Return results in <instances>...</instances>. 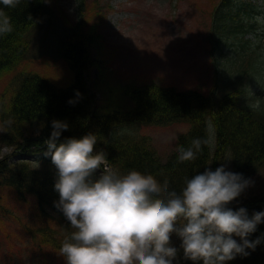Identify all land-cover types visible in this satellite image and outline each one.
<instances>
[{
  "label": "trees",
  "instance_id": "1",
  "mask_svg": "<svg viewBox=\"0 0 264 264\" xmlns=\"http://www.w3.org/2000/svg\"><path fill=\"white\" fill-rule=\"evenodd\" d=\"M52 2L20 0L14 8L0 3V10L10 18L13 26L11 33L0 36V74L21 65L24 67L36 32L46 20L51 25L56 17ZM80 2L84 4L85 0ZM253 6L251 1L219 0L212 9V32L219 35L246 33L253 26L249 21L255 11ZM95 13H101L100 9H95ZM64 20L66 23H60L63 28L58 53L73 71V82L66 87H57L41 74L23 70L14 80L9 102L4 95L1 97L0 227L6 235V242L0 240V252L6 247L7 255H13L16 245L7 227L10 208L21 204L27 208V216L18 219L24 236L31 240V255L39 257L41 264H66L59 255V248L73 229L54 206V202L59 200V194L54 190L57 170L51 157L44 155L47 151L44 141L51 135L52 120L66 121L69 125L68 130L62 131L59 142L93 133L97 136L94 152L103 151L111 169L118 168L122 172L135 169L153 174L161 183L167 180L170 190L178 193L186 177L203 173L206 168L215 171L224 166L228 153L229 171L241 174L251 183L259 177L264 170V96H254L250 86L261 78L262 67L255 61L260 54L251 50L249 39L241 42L237 59L241 65L223 71L220 77L216 74L215 84L209 93L198 88L182 90L175 85L156 82L129 84L125 90L134 102L132 109L99 112L88 74L97 63L91 46L100 34L96 32V25L85 26L83 18L75 22L68 18ZM220 40H217L218 44ZM245 53L249 56L246 60ZM227 72L230 74L226 75ZM262 78L264 80V76ZM77 91L81 97L76 96ZM260 93L264 94V91ZM256 98L258 101L262 99L260 105L257 103L258 107H254ZM70 99L76 103L69 104ZM210 119L216 136L213 152L210 145H202L194 161L178 163L179 146H191L194 138H210ZM175 122H187L190 126L178 136L176 148L166 160H162L152 145L151 137L140 133L139 129L142 125L165 126ZM4 147H10L11 151L3 153ZM15 154L23 156L14 160ZM228 207L233 211L245 208L251 218L255 212H264V191L244 190ZM233 239L241 243L240 237L234 235ZM247 239H259L260 242L254 250L245 249L248 255H237L226 264H264V222L259 223ZM170 243L177 249L173 264H202V261L184 258L180 247L182 241L175 234L171 236Z\"/></svg>",
  "mask_w": 264,
  "mask_h": 264
},
{
  "label": "clouds",
  "instance_id": "2",
  "mask_svg": "<svg viewBox=\"0 0 264 264\" xmlns=\"http://www.w3.org/2000/svg\"><path fill=\"white\" fill-rule=\"evenodd\" d=\"M0 3L14 8L20 0ZM12 31L10 18L0 10V36ZM76 96L81 97L79 91ZM51 127L44 155L51 157L57 170L54 190L59 200L54 206L73 229L59 248L66 264H173L177 256L170 243L173 234L182 241L184 258L202 264H226L259 244V239L247 237L264 222V212L249 218L245 208L228 207L250 186L251 181L241 174L224 166L215 171L206 168L186 177L178 193L153 174L109 169L105 153L94 152L95 134L59 142L68 123L52 120ZM210 144V138H194L191 146H179L177 162L194 161L202 145ZM101 166L102 175L92 179Z\"/></svg>",
  "mask_w": 264,
  "mask_h": 264
},
{
  "label": "rangeland",
  "instance_id": "3",
  "mask_svg": "<svg viewBox=\"0 0 264 264\" xmlns=\"http://www.w3.org/2000/svg\"><path fill=\"white\" fill-rule=\"evenodd\" d=\"M218 1L85 0L81 4L80 0H53L52 11L56 17L51 25L46 20L36 32L24 67L21 65L0 74V101L4 95L6 102H9L14 80L23 70L37 72L57 87H66L73 82V71L58 53L63 28L60 23H66L64 18L72 22L83 18L85 26L96 25V32L100 34L91 46L97 64L88 74L99 112L132 109L134 102L125 91L130 83L173 84L180 89L198 88L209 93L215 84L216 74L220 77L223 71L241 65L237 59L243 39H249L251 50H257L260 54L255 61L262 67L261 78L250 86V92L256 97H263L264 94L260 92L264 91V0H242L251 1L254 5V14L249 18L253 26L244 34L226 32L222 35L212 32V9ZM95 9H100L101 13H95ZM218 39H221L219 44ZM248 57L245 53L244 59ZM229 74L227 72L226 75ZM255 102L260 105L262 99L258 101L256 98ZM188 127L186 122L167 126L142 125L139 132L151 137L152 145L164 160L176 148L178 136ZM208 130L213 152L216 139L211 119L208 120ZM9 151L10 147L3 148V153ZM224 167L229 171V153ZM102 170L103 166L93 173L92 179H98ZM249 189L264 191V170L245 190ZM10 209L7 232L16 248L9 257L8 248L4 247L0 252V264H41L39 257L31 255V240L24 236L20 227L19 219L26 218L27 208L18 204V207ZM5 236L0 227V240L3 243L6 242Z\"/></svg>",
  "mask_w": 264,
  "mask_h": 264
}]
</instances>
